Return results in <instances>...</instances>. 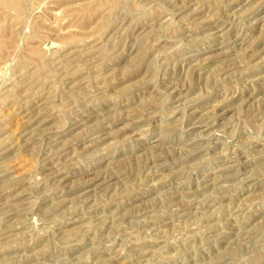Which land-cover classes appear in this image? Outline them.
<instances>
[{"label": "rangeland", "instance_id": "374dc122", "mask_svg": "<svg viewBox=\"0 0 264 264\" xmlns=\"http://www.w3.org/2000/svg\"><path fill=\"white\" fill-rule=\"evenodd\" d=\"M0 264H264V0H0Z\"/></svg>", "mask_w": 264, "mask_h": 264}, {"label": "bare ground", "instance_id": "6f19581e", "mask_svg": "<svg viewBox=\"0 0 264 264\" xmlns=\"http://www.w3.org/2000/svg\"><path fill=\"white\" fill-rule=\"evenodd\" d=\"M240 3V2H239ZM253 11V10H252ZM192 12V11H191ZM238 13V12H237ZM192 16V15H191ZM247 16V15H246ZM254 19V18H253ZM262 22V21H261ZM216 29V28H215ZM217 32V31H216ZM219 32V31H218ZM215 33V32H214ZM239 34V33H238ZM243 37V36H242ZM233 52V51H232ZM231 53V52H230ZM69 59V58H68ZM69 62V61H67ZM70 64V63H69ZM174 86V85H173ZM30 90V89H29ZM161 123V122H160ZM183 128V127H182ZM166 135V134H165ZM157 141V140H156ZM160 141V140H159ZM261 142V141H260ZM157 144V143H156ZM231 144V143H230ZM153 148V147H152ZM252 149V148H251ZM261 149V148H260ZM59 170V169H58ZM9 203V202H8ZM23 210V209H22ZM10 213V212H9ZM34 217V216H33ZM32 218V217H31Z\"/></svg>", "mask_w": 264, "mask_h": 264}]
</instances>
